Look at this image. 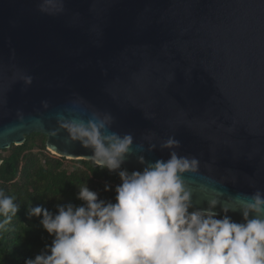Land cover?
<instances>
[{
  "label": "water",
  "instance_id": "obj_1",
  "mask_svg": "<svg viewBox=\"0 0 264 264\" xmlns=\"http://www.w3.org/2000/svg\"><path fill=\"white\" fill-rule=\"evenodd\" d=\"M42 3L0 0V150L38 133L50 154L91 161L61 118L110 114L133 136L129 173L142 170L138 145L167 160L160 143L174 136L226 199L264 192V0H61L56 14ZM185 181L199 205L203 180Z\"/></svg>",
  "mask_w": 264,
  "mask_h": 264
},
{
  "label": "clouds",
  "instance_id": "obj_2",
  "mask_svg": "<svg viewBox=\"0 0 264 264\" xmlns=\"http://www.w3.org/2000/svg\"><path fill=\"white\" fill-rule=\"evenodd\" d=\"M40 10L56 14L62 11L61 0H43ZM22 79L31 84V77ZM112 123L110 114L97 112L87 120L61 118L59 128L68 140L89 149L92 163L117 173L121 183L115 187V202L100 199L86 185L78 188L79 206H58L55 214L30 207L28 215L42 217L53 240L25 264H264V192L226 199L223 182L203 176L195 156L180 155L174 136L160 143L169 152L167 160H147L144 146L138 145L142 170L129 173L122 166L132 154L133 136L113 131ZM155 149L150 143L146 151ZM187 175L203 180L199 205ZM18 211L14 198L0 190V216L5 217L0 230ZM229 213H239L241 222Z\"/></svg>",
  "mask_w": 264,
  "mask_h": 264
},
{
  "label": "trees",
  "instance_id": "obj_3",
  "mask_svg": "<svg viewBox=\"0 0 264 264\" xmlns=\"http://www.w3.org/2000/svg\"><path fill=\"white\" fill-rule=\"evenodd\" d=\"M46 136L31 133L22 145L0 150V190L14 198L19 211L0 230V264H25V260L50 246L53 237L42 227V217H30V207L42 206L55 214L58 206L81 205L79 187L88 186L100 199L115 202L117 173L100 170L90 160H68L50 154ZM105 185L111 190L105 191ZM5 217L0 216V221Z\"/></svg>",
  "mask_w": 264,
  "mask_h": 264
}]
</instances>
